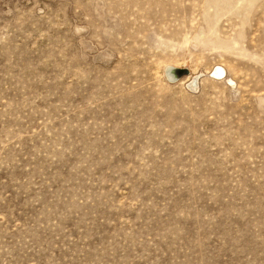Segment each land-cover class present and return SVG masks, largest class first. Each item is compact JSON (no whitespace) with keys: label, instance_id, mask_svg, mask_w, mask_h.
Segmentation results:
<instances>
[{"label":"rangeland","instance_id":"obj_1","mask_svg":"<svg viewBox=\"0 0 264 264\" xmlns=\"http://www.w3.org/2000/svg\"><path fill=\"white\" fill-rule=\"evenodd\" d=\"M0 264H264V0H0Z\"/></svg>","mask_w":264,"mask_h":264},{"label":"water","instance_id":"obj_2","mask_svg":"<svg viewBox=\"0 0 264 264\" xmlns=\"http://www.w3.org/2000/svg\"><path fill=\"white\" fill-rule=\"evenodd\" d=\"M171 73H172L173 78H178V75H177L178 73H177L176 69H172ZM185 73H186V71H185Z\"/></svg>","mask_w":264,"mask_h":264},{"label":"bare ground","instance_id":"obj_3","mask_svg":"<svg viewBox=\"0 0 264 264\" xmlns=\"http://www.w3.org/2000/svg\"><path fill=\"white\" fill-rule=\"evenodd\" d=\"M171 72V71H170Z\"/></svg>","mask_w":264,"mask_h":264}]
</instances>
